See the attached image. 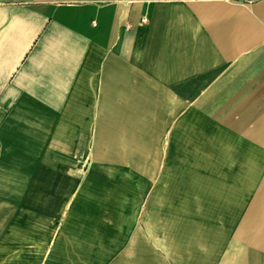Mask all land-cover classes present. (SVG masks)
<instances>
[{
    "label": "crops",
    "instance_id": "obj_1",
    "mask_svg": "<svg viewBox=\"0 0 264 264\" xmlns=\"http://www.w3.org/2000/svg\"><path fill=\"white\" fill-rule=\"evenodd\" d=\"M0 264H264V0H0Z\"/></svg>",
    "mask_w": 264,
    "mask_h": 264
},
{
    "label": "bare ground",
    "instance_id": "obj_2",
    "mask_svg": "<svg viewBox=\"0 0 264 264\" xmlns=\"http://www.w3.org/2000/svg\"><path fill=\"white\" fill-rule=\"evenodd\" d=\"M214 143H215V145H214L215 148L218 147V148H220V150L223 149V148H221L222 144L224 143L223 141H214ZM218 148H217V149H218Z\"/></svg>",
    "mask_w": 264,
    "mask_h": 264
},
{
    "label": "rangeland",
    "instance_id": "obj_3",
    "mask_svg": "<svg viewBox=\"0 0 264 264\" xmlns=\"http://www.w3.org/2000/svg\"><path fill=\"white\" fill-rule=\"evenodd\" d=\"M225 158H226V156H225ZM237 179H239V177H237Z\"/></svg>",
    "mask_w": 264,
    "mask_h": 264
},
{
    "label": "built area",
    "instance_id": "obj_4",
    "mask_svg": "<svg viewBox=\"0 0 264 264\" xmlns=\"http://www.w3.org/2000/svg\"><path fill=\"white\" fill-rule=\"evenodd\" d=\"M142 21H145V19H143Z\"/></svg>",
    "mask_w": 264,
    "mask_h": 264
}]
</instances>
